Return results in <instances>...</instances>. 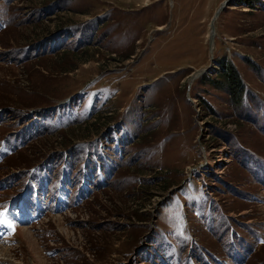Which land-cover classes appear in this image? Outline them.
<instances>
[{"label":"rangeland","instance_id":"1","mask_svg":"<svg viewBox=\"0 0 264 264\" xmlns=\"http://www.w3.org/2000/svg\"><path fill=\"white\" fill-rule=\"evenodd\" d=\"M225 1L0 0V264H264V0Z\"/></svg>","mask_w":264,"mask_h":264},{"label":"trees","instance_id":"2","mask_svg":"<svg viewBox=\"0 0 264 264\" xmlns=\"http://www.w3.org/2000/svg\"><path fill=\"white\" fill-rule=\"evenodd\" d=\"M246 1L248 2H245L244 0H239L238 2H240L241 6L243 5L247 6L248 5L247 3H249L248 7L250 6L253 9L254 2L257 0H246ZM219 63L221 70L219 71V73H217V75L220 76L221 82L219 83L215 82L214 87L229 93L231 102H235L236 104H239V102L243 97L242 96L243 84H241L242 80L239 76V73L237 72L233 64L225 61H221Z\"/></svg>","mask_w":264,"mask_h":264},{"label":"water","instance_id":"3","mask_svg":"<svg viewBox=\"0 0 264 264\" xmlns=\"http://www.w3.org/2000/svg\"><path fill=\"white\" fill-rule=\"evenodd\" d=\"M232 0H226L223 5L220 7L219 11L216 13V17H218L220 15V13L223 11V9H225L228 5H230ZM212 34H214V25H213V31H212ZM211 70V67L209 68ZM205 72H207V70H203L200 72V75L201 74H204Z\"/></svg>","mask_w":264,"mask_h":264},{"label":"bare ground","instance_id":"4","mask_svg":"<svg viewBox=\"0 0 264 264\" xmlns=\"http://www.w3.org/2000/svg\"><path fill=\"white\" fill-rule=\"evenodd\" d=\"M232 1H233V0H232ZM232 1H231V2H232ZM64 104H65V103H64ZM27 232H28L27 229H25V230L22 229L21 231L18 232V236H22V237H23L24 233H27ZM38 258H39V257H38ZM38 258H35L34 261H35V262H38Z\"/></svg>","mask_w":264,"mask_h":264}]
</instances>
